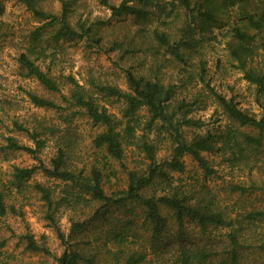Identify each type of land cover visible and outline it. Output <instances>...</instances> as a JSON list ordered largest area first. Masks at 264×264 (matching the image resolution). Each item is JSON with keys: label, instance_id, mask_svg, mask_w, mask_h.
Masks as SVG:
<instances>
[{"label": "clouds", "instance_id": "1", "mask_svg": "<svg viewBox=\"0 0 264 264\" xmlns=\"http://www.w3.org/2000/svg\"><path fill=\"white\" fill-rule=\"evenodd\" d=\"M0 264H264V0H0Z\"/></svg>", "mask_w": 264, "mask_h": 264}]
</instances>
